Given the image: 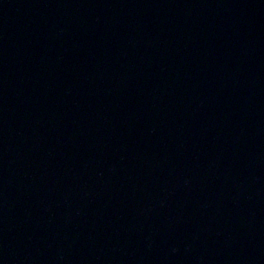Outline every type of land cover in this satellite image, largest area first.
<instances>
[{"label":"water","instance_id":"95a60500","mask_svg":"<svg viewBox=\"0 0 264 264\" xmlns=\"http://www.w3.org/2000/svg\"><path fill=\"white\" fill-rule=\"evenodd\" d=\"M0 264H264V0H0Z\"/></svg>","mask_w":264,"mask_h":264}]
</instances>
